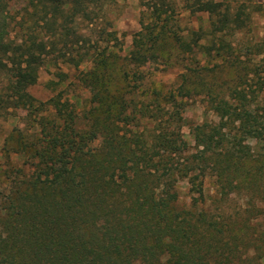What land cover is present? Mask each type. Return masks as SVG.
I'll list each match as a JSON object with an SVG mask.
<instances>
[{"label":"trees","instance_id":"16d2710c","mask_svg":"<svg viewBox=\"0 0 264 264\" xmlns=\"http://www.w3.org/2000/svg\"><path fill=\"white\" fill-rule=\"evenodd\" d=\"M111 1L0 0V66L11 71L12 105H36L27 88L36 82L47 52L40 29L65 40L73 34L69 22L77 16L92 20ZM142 3L150 11L132 37L129 62L139 66L153 59L161 41L170 38L179 50L197 49L233 70L229 98L221 87L213 95L209 87L204 90L217 120L196 126L198 151L177 168L198 196L192 206L177 208L172 156L186 146L177 144L173 131L159 123L150 139L135 131L119 134L117 124L129 122V116L122 95L108 89L110 72L105 57L100 58L94 62L99 69L90 70L86 80L97 104L88 128L76 130V114L67 103L49 98L64 125L55 128L42 121L44 130L49 128L45 145L21 149L28 153L31 171L5 176L0 264H264V229L246 226L247 206L237 212L223 207L239 187L233 181H243L238 179L243 163L264 155V96L258 101L264 93V67H250L243 52L234 51L225 38L228 30L243 26L241 13L231 14L227 6L220 10L213 0H179L184 9L206 12L210 20L208 34L198 28L181 34L170 26L176 0ZM11 30L20 36L12 38ZM49 42V47L55 45L53 38ZM154 110L151 119L162 116L157 103ZM137 111L131 119L148 116L143 112L147 105ZM99 137L100 144L91 146ZM248 139L258 146L255 154L244 144ZM206 169L214 172L219 187L212 209L202 204Z\"/></svg>","mask_w":264,"mask_h":264},{"label":"rangeland","instance_id":"374dc122","mask_svg":"<svg viewBox=\"0 0 264 264\" xmlns=\"http://www.w3.org/2000/svg\"><path fill=\"white\" fill-rule=\"evenodd\" d=\"M213 1L221 4L217 7L220 10L227 6L231 14L241 13L243 26L228 30L225 38L234 51L243 52L242 58L250 67H264V0ZM142 2L147 0H112L100 10L96 9L99 13L92 20L77 16L68 23L73 34L65 40L41 28L40 36L46 41L47 52L38 64L36 82L27 88L35 99L33 108L12 105L11 71L0 66V194L7 191L5 176H21L19 169L26 174L31 171L28 153L21 149L22 146L45 145V132L49 128L44 130L42 121L48 122L50 127L53 123L55 128L58 124L60 127L64 125L55 109L47 103L49 98L58 97L60 102L67 103V107L76 114V130L88 128V116L97 104L92 98L93 88L86 80L90 70L99 69L94 62L105 57L110 72L108 89L122 95L129 116V122L117 124L119 134L129 135L135 131L150 139L152 132L156 128L158 130L159 123L173 131L177 144L181 146L184 142L183 146H186L179 156H172V168L176 167L173 168L172 180L177 193V208L192 206L193 198L198 195L189 188L187 177H182L178 169L198 151L193 135L196 126L204 121L217 120L210 109V96L204 90L209 87L213 95L221 87L220 92L229 98L233 94V88L228 87L233 70L216 58L200 55L197 49L190 52L179 50L170 38L161 41L153 59H144L139 66L129 62L126 56L132 47V37L140 29L141 22L147 20L146 15L150 11ZM174 6L176 13L170 26L178 33L186 34L191 28H198V33H209L210 20L206 12L191 13L182 7L179 0ZM10 34L12 38L19 37L21 32L11 30ZM52 38L55 45L49 47ZM122 71L127 75L123 76ZM133 72L142 77H135ZM263 96L261 92L258 101ZM39 102L45 105L40 106ZM156 103L162 116L151 119L149 112L155 111ZM143 105L148 106V111H143L148 116L131 119L133 111L138 112ZM101 138L90 142L91 146L99 145ZM244 144L255 154L258 146L253 139L246 140ZM243 168L244 174L238 177L243 181H233L239 187L230 193L223 207L237 212L247 206L246 226L264 229V155L248 158ZM218 190L214 172L206 169L203 208L216 207Z\"/></svg>","mask_w":264,"mask_h":264}]
</instances>
